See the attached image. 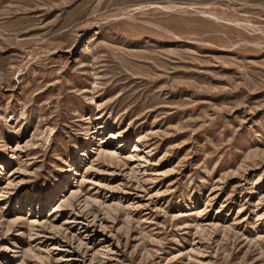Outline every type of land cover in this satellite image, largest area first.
Wrapping results in <instances>:
<instances>
[{
  "label": "rangeland",
  "instance_id": "1",
  "mask_svg": "<svg viewBox=\"0 0 264 264\" xmlns=\"http://www.w3.org/2000/svg\"><path fill=\"white\" fill-rule=\"evenodd\" d=\"M0 264H264V0H0Z\"/></svg>",
  "mask_w": 264,
  "mask_h": 264
}]
</instances>
